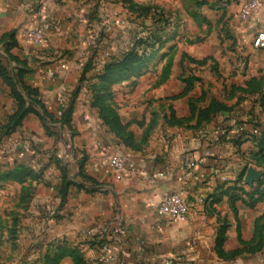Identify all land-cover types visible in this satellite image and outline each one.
<instances>
[{"label": "crops", "instance_id": "crops-1", "mask_svg": "<svg viewBox=\"0 0 264 264\" xmlns=\"http://www.w3.org/2000/svg\"><path fill=\"white\" fill-rule=\"evenodd\" d=\"M258 1L261 6L246 14L233 33L228 30L222 39L210 36L201 56L191 50L175 54L164 81L160 71L154 78H132V84L128 80L120 84L131 86L125 94L117 90L114 105L121 122L129 124L133 133L134 143L128 145L92 106L93 93L86 81L80 92H74L83 62L78 54L70 56L75 53L69 48L71 38L74 41L76 36L69 27L73 1L0 0V60L7 63L5 44L13 43L10 52L27 65L24 82L39 90V98L50 111H63L66 102H75L74 147L83 156L78 164L95 184L90 192L71 190L62 216L52 226L65 244L79 247L90 264H101L105 254L97 244L102 243L109 244L111 264H174L176 254H183L182 264H264V250L246 253L257 220L264 215V199L254 207L243 199L232 201L233 193L248 200L242 190L253 191L264 180L261 133L241 136L237 132L245 121L253 126V117L264 125V109L257 102L264 92L249 90L253 79L264 85V49L253 46L255 34L264 30V0ZM46 21L51 27L45 39L33 42L28 32ZM9 33L11 38L2 37ZM10 68L17 73L22 64L11 62ZM194 77L198 80L193 89L179 97L186 87L184 80ZM142 83L146 88L138 95ZM214 99L232 109L199 124L190 102L199 100L203 108ZM16 109L17 101L0 76V126ZM42 129L37 115L29 113L13 134L27 138L20 145L25 148L29 136L42 135ZM18 150L11 143L0 145V172L36 162L33 157L19 158ZM30 151L36 152L34 147ZM68 151L64 166L78 170ZM116 151L127 154L136 165L123 179L108 168L109 156ZM53 162L47 164L53 166ZM250 168L261 174L252 185L245 182ZM175 191L192 202L191 213L159 221L158 206L164 195ZM200 197L207 200L199 202ZM221 235L223 243L218 246ZM63 261L74 264L70 256Z\"/></svg>", "mask_w": 264, "mask_h": 264}, {"label": "rangeland", "instance_id": "rangeland-1", "mask_svg": "<svg viewBox=\"0 0 264 264\" xmlns=\"http://www.w3.org/2000/svg\"><path fill=\"white\" fill-rule=\"evenodd\" d=\"M72 1L74 4H71L69 11L73 18L69 27L76 36L74 41L71 38L69 48L74 49L75 53L70 56L78 54L83 62L80 84L75 93L82 90L85 81L87 90L92 93L101 87L102 82L98 78L104 72V65L122 59L134 45L139 51L146 50L151 56L144 70H135L130 75L128 73L125 75L127 79L113 84L111 90L113 102L116 103L117 90L125 94L131 88L120 85L125 81L133 83L135 81L132 78H154L160 71L162 77L175 54L191 50L201 56L210 36L222 39L228 30L233 33L235 26L245 21L242 14L246 3L253 0ZM160 38L164 46L154 51L160 45ZM139 39L145 42L139 43ZM213 42L215 44L217 40ZM202 73L205 76V70ZM154 82L156 80L151 81V84ZM144 88L146 86L140 84L136 94L141 95ZM71 101L65 103L64 109ZM259 105L264 109L261 103ZM55 114L58 117L62 115ZM55 119L37 115L43 127L42 135L31 134L25 148L20 145L27 138L23 135L15 137L14 132L7 135L4 133L5 123L0 126V145L11 143L19 149V158L37 159L34 164H29L32 174L25 183L0 181V264H65L63 258L57 262H53L52 258L61 247H73L63 242L52 224L62 216V206L69 200L70 191L82 189L90 192L93 182L79 176L78 161L81 162L83 156L74 147L75 130L65 132L68 128L57 117ZM30 147H34L36 152L30 154ZM67 150L71 152V162H77L78 170L71 165L64 166ZM73 156H77L75 161ZM48 161H54L53 166L47 164ZM53 172H56L54 176ZM57 176H60V180Z\"/></svg>", "mask_w": 264, "mask_h": 264}, {"label": "trees", "instance_id": "trees-1", "mask_svg": "<svg viewBox=\"0 0 264 264\" xmlns=\"http://www.w3.org/2000/svg\"><path fill=\"white\" fill-rule=\"evenodd\" d=\"M3 38L12 37V33L2 36ZM159 47L154 50L158 51L164 46V41L160 38ZM144 43L143 39H139V43ZM6 53H7V63L0 60V76L5 82V84L10 88L11 95L17 101L16 111L9 116L7 123L4 125V133L11 134L17 130L23 123V119L29 114L34 113L36 115L42 116L45 115L47 119H53L57 117L58 121L62 123L63 126H66L70 130H73L72 127V114L74 110V101L72 99L69 106L62 111L61 116H56V114L50 111L46 104L39 98V90L28 84L23 80L24 74L28 71L26 62L21 60L19 57L13 55L10 52L13 43L6 42ZM129 49L125 52L122 59L117 61H111L104 65V72L98 78L102 82V86L96 88L93 91V102L92 106L98 109L100 118L104 123L110 128L113 133L116 134L118 138L124 141L128 145H133L134 137L133 133L128 129L129 124H124L121 122L119 115L115 109V103L112 102V85L118 83L120 80L127 79L126 74L130 75L135 70L145 68L146 64L150 61V54L146 50L143 52L135 48ZM152 53V52H151ZM11 62H17L22 64V68H19L16 73L13 69L10 68ZM173 65V56L171 61L167 65V71L161 77V80L164 81L169 77L171 67ZM89 69V66L85 69V72ZM84 74V73H83ZM198 78H188L184 81L186 82V87L183 92L178 96H183L187 94L195 85V81ZM104 85V89L102 90ZM250 92L261 91L264 92V85L262 82H258L256 79L251 80L249 85ZM257 102L261 103L264 106V94L260 100ZM191 112L193 114L198 113V123H202L205 120H210L213 116L223 110L232 109L224 103L214 99L206 107H199V100H194L190 102ZM179 123H183V119L177 120ZM253 127L259 129L261 133L260 146L261 150V159L264 161V125L260 122H254V117L251 118V123ZM259 155V154H258ZM31 169L27 165L16 164L13 169L7 170L5 172H0V181L14 180L19 183H25L29 175H31ZM244 174H241L240 179L243 178ZM83 180L95 182L90 176L84 173L83 167H80V175ZM95 184V183H94ZM248 200L242 198L241 194L232 195L233 203L237 200L243 199L249 207H254L259 201L264 199V180H261L257 187L253 191L242 190ZM223 237L219 238L218 246L222 245ZM101 248V244H97ZM264 250V215L261 216L256 223L255 232L253 239L248 243L246 253L256 254ZM65 256H70L74 264H90L89 261L85 258L82 250L77 247H61L58 254L52 258L53 262L61 260Z\"/></svg>", "mask_w": 264, "mask_h": 264}, {"label": "built area", "instance_id": "built-area-1", "mask_svg": "<svg viewBox=\"0 0 264 264\" xmlns=\"http://www.w3.org/2000/svg\"><path fill=\"white\" fill-rule=\"evenodd\" d=\"M260 6V1L253 0L244 7L243 16H246V14L250 13L252 9L259 8ZM50 27V21L44 22L42 25L28 32L29 38L35 43L42 42L45 39V34ZM253 46L256 49H264V30H260L255 34ZM57 113L61 114L62 111H58ZM237 132L241 136H249L250 134H259V129L249 125V123L245 121L238 126ZM21 154L24 155V153ZM135 166V162H133L127 154L119 151L111 153L108 159V168L118 179H123L126 173L134 169ZM206 200V197H200L198 201L205 202ZM192 209V202H190L183 193L175 191L164 195L160 205L157 208V216L159 221H163L168 217L185 218L191 213ZM195 244L196 242L193 241L191 245L194 246ZM109 249L110 247L108 243L101 244V250L104 251L105 254L102 258L101 264H111V257L107 255ZM183 260V254H176L174 264H182Z\"/></svg>", "mask_w": 264, "mask_h": 264}, {"label": "water", "instance_id": "water-1", "mask_svg": "<svg viewBox=\"0 0 264 264\" xmlns=\"http://www.w3.org/2000/svg\"><path fill=\"white\" fill-rule=\"evenodd\" d=\"M261 178V174L260 172H258L255 168H250L246 178H245V182L247 184H253L255 181L259 180Z\"/></svg>", "mask_w": 264, "mask_h": 264}]
</instances>
